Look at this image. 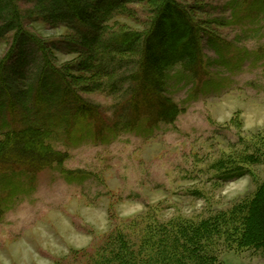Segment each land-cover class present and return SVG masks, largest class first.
<instances>
[{
  "label": "rangeland",
  "instance_id": "374dc122",
  "mask_svg": "<svg viewBox=\"0 0 264 264\" xmlns=\"http://www.w3.org/2000/svg\"><path fill=\"white\" fill-rule=\"evenodd\" d=\"M175 1L201 29L205 76L197 80L175 64L164 80V96L181 110L172 123L149 127L140 119L113 130L105 120L96 138L63 90L109 118L120 93L91 90L98 78L77 70L80 36L54 18L55 8L11 0L20 28L17 38L0 34V140L40 126L46 144L66 158L37 173H0V264H101L114 239L145 264H161V251L170 257V223L248 202L264 181V0ZM150 6L128 3L99 19L103 36L144 31ZM139 51L121 58L136 61ZM218 258L264 264V252L254 249H223Z\"/></svg>",
  "mask_w": 264,
  "mask_h": 264
},
{
  "label": "trees",
  "instance_id": "16d2710c",
  "mask_svg": "<svg viewBox=\"0 0 264 264\" xmlns=\"http://www.w3.org/2000/svg\"><path fill=\"white\" fill-rule=\"evenodd\" d=\"M43 1L57 10V14H53L55 19L77 30L80 36L78 46L84 50L77 70L91 72L98 78L91 90L120 93L115 112L109 118L99 111V106L88 103L70 89L63 90L62 95L65 91L71 94L72 114L78 120L85 119L88 124L91 121L96 138H102L107 121L113 130L131 129L140 119L149 127L172 123L181 110L164 96V80L166 71L175 64H180L197 80L205 76L201 29L175 0H92L91 4L87 0ZM136 2L151 5L148 27L140 32L122 29L116 34L104 33L107 36H103L99 22L126 4ZM0 22L1 35L14 31V37H18L19 16L11 0H0ZM137 47L140 51L136 61L121 58ZM145 64L147 70L143 68ZM127 67L132 69L123 72ZM146 97L148 104L142 101ZM48 136V131L36 125L7 132L0 140V173H37L54 164H62L66 154L47 145ZM169 225L175 227L167 246L170 257L161 251V264H222L218 255L223 249L264 252V181L248 202L234 204L198 222L178 220ZM117 240L114 239L109 257L101 264L144 263L139 252Z\"/></svg>",
  "mask_w": 264,
  "mask_h": 264
}]
</instances>
